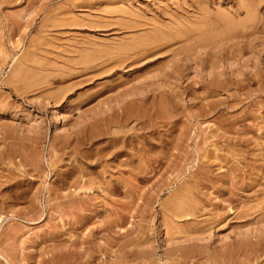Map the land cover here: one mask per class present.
Returning <instances> with one entry per match:
<instances>
[{
    "label": "rangeland",
    "instance_id": "obj_1",
    "mask_svg": "<svg viewBox=\"0 0 264 264\" xmlns=\"http://www.w3.org/2000/svg\"><path fill=\"white\" fill-rule=\"evenodd\" d=\"M200 2L0 0V264H85L86 255L89 264H170L190 242L170 243L166 228L224 216L228 202L216 208V187L230 184L234 162L221 157L240 148L235 164L249 175L251 155L259 152L252 143L264 133L226 125L254 109L246 107L254 95L237 103L247 90L234 86L264 73V0ZM220 11L237 25H219L213 34ZM132 39L140 44L129 52L124 47ZM17 65L21 77L12 73ZM144 165L156 172L134 176ZM204 174L200 212L167 211L178 183ZM232 217L199 244L211 253L235 240ZM196 248L175 257L182 264H225Z\"/></svg>",
    "mask_w": 264,
    "mask_h": 264
},
{
    "label": "bare ground",
    "instance_id": "obj_2",
    "mask_svg": "<svg viewBox=\"0 0 264 264\" xmlns=\"http://www.w3.org/2000/svg\"><path fill=\"white\" fill-rule=\"evenodd\" d=\"M199 2H200V0H199ZM199 5H200V10H202V13L203 12H205L206 11V8L203 6V2H202V4H201V2L199 3ZM253 5V4H252ZM199 7V6H198ZM250 7V6H249ZM243 8H245V7H243ZM239 7L238 8H236V10L234 11L235 12V14L237 15L238 13H239ZM248 9V8H247ZM221 12V11H220ZM218 13V12H216V13H218L216 16H218V17H215L214 19V26H210V28H211V30L213 29V34H214V32L215 31H217L218 30V26L220 25V26H223L224 27V29L225 28H231V27H236V25L237 24H235V22L233 21V19L230 17V16H228V14H223V12H221V13ZM252 12V11H251ZM205 13H207V12H205ZM234 15V14H233ZM251 15H252V13H251ZM254 15V14H253ZM249 16V15H248ZM220 18V20L218 21V19ZM237 19V18H236ZM244 19H246V18H244ZM249 19V18H248ZM238 20H240V19H238ZM185 22V21H184ZM188 22V21H187ZM190 22V21H189ZM203 22V21H202ZM241 22H243V19H242V21ZM186 23V22H185ZM193 24V23H192ZM239 25H240V23H238ZM242 24V23H241ZM210 25V24H209ZM208 25V26H209ZM238 25V26H239ZM219 26V27H220ZM128 27V26H127ZM175 27V26H174ZM222 27V28H223ZM233 27V28H234ZM154 28V27H153ZM173 28V27H172ZM210 28H208V29H210ZM217 28V29H216ZM232 28V29H233ZM129 29V28H128ZM184 30V29H183ZM220 30V29H219ZM219 30H218V32H219ZM222 30V29H221ZM226 30V29H225ZM207 31V30H206ZM177 32H178V34H179V32H180V34H182L183 32H182V30L181 29H177ZM176 34V33H175ZM175 34L173 35V36H175ZM188 34V33H187ZM158 36L160 35H162V32L160 31V32H158V34H157ZM165 35V34H164ZM170 35V34H169ZM172 35H170V36H172ZM185 35V34H184ZM217 35H218V33H217ZM152 36H154L153 37V39L152 38H150V39H152L153 41L155 40V34H153ZM167 36V35H166ZM210 36V35H209ZM167 37H169V36H167ZM132 38V37H131ZM133 38H134V36H133ZM163 38V37H162ZM178 38V37H177ZM164 39V38H163ZM144 40V39H143ZM213 40V39H212ZM126 41V40H125ZM131 41V43L130 44H126V47L127 48H125L124 46V49L125 50H129V52H130V49H133V50H135L136 48L138 49V47H139V44H136V43H138V41L136 40V39H132V40H130ZM157 41V40H156ZM160 41H161V39H160ZM94 43V42H93ZM142 43V42H141ZM145 43V42H144ZM143 43V44H144ZM154 43V42H153ZM148 44H150V43H148ZM147 44V45H148ZM92 45V44H91ZM125 45V44H124ZM135 45H136V47H135ZM145 45V44H144ZM93 46V45H92ZM105 46V45H104ZM103 46V47H104ZM146 46V45H145ZM144 46V47H145ZM106 47V46H105ZM117 47V46H116ZM119 47V46H118ZM115 49V48H114ZM120 49V48H119ZM118 49V50H119ZM136 49V50H137ZM150 49V48H149ZM90 50H91V48H90ZM95 50H97V49H95ZM121 50H123L122 48H121ZM124 50V51H125ZM151 50V49H150ZM86 51V50H85ZM89 51V50H88ZM87 51V52H88ZM100 51H102V50H100ZM99 51V52H100ZM75 52V51H74ZM81 52V51H80ZM111 52H113L112 50H111ZM123 52V51H122ZM122 52H120V53H122ZM119 53V52H118ZM127 53V52H126ZM125 53V54H126ZM92 54V53H91ZM124 54V53H123ZM139 54V53H138ZM101 55V54H100ZM103 55V54H102ZM105 55V54H104ZM111 55V54H110ZM134 55V54H133ZM27 56V55H26ZM26 56H25V58H26ZM89 56V55H88ZM87 56V57H88ZM118 56V55H117ZM127 56H129V55H127ZM236 56V55H235ZM23 58V57H22ZM23 58V61L24 60H28L29 58ZM111 58V57H110ZM79 59V58H78ZM84 59V58H83ZM82 59V60H83ZM95 59V58H94ZM123 59V58H122ZM128 59V58H127ZM22 60V59H21ZM31 60H33V59H31ZM50 60V59H49ZM87 60V59H86ZM109 60V59H108ZM35 61V60H34ZM87 62V61H86ZM45 63V62H44ZM82 63V62H81ZM20 65H21V67H22V64L20 63ZM20 65H17L18 66V68H19V66ZM15 66V65H14ZM17 66L12 70V73H13V75L14 76H22V74H24V72L22 71V70H20L21 68H19V69H17ZM41 66V65H40ZM119 66V65H118ZM27 68V67H26ZM93 68V67H92ZM104 68V67H103ZM218 68V67H217ZM262 68V67H261ZM23 69V68H22ZM28 71V70H27ZM26 71V72H27ZM30 71V70H29ZM34 72H36V71H34ZM240 72V71H239ZM259 73V72H258ZM264 73L263 72H260L259 73V75L257 76L258 78L257 79H255L254 78V76L253 77H251V80H249V77H245L244 79H236L235 80V82H236V85L234 86L235 87V89L237 90H241V89H246L247 90V93H246V97H245V99L243 98V99H237V103H242V104H244L245 102V100H247V99H249V98H252V96L254 95V99L252 100V101H249L248 103H246L247 105H246V107L247 108H254L253 110L251 109V111H250V113H243V115L241 114L240 116L238 115V117H236V118H232L230 121H228V123H227V121H226V125L227 126H237L238 125V127L240 126V129H238L239 131H241V132H244L246 129H248V131H251L252 129H254V128H258L259 130L260 129H263V132H264V95L262 94V93H264V79H263V75ZM33 76V75H32ZM37 76V75H36ZM238 76V75H237ZM240 77V76H239ZM36 78V77H35ZM41 78V77H40ZM24 79V78H23ZM35 80V79H34ZM38 80V79H37ZM33 81V80H32ZM42 81H43V79H42ZM26 82V81H25ZM30 83V82H29ZM256 84L257 86L254 88V89H251L250 88V86L252 85V84ZM228 84V83H227ZM214 88H220V85L219 84H217L216 83V85H214L213 86ZM227 92V91H226ZM231 93V92H230ZM235 93V92H234ZM234 93H232L231 95H233ZM239 94V93H238ZM235 95V94H234ZM241 95V94H240ZM242 96V95H241ZM230 97V96H229ZM231 97H234L233 98V100L234 99H236V98H238L237 96L235 97V96H231ZM122 101V100H121ZM234 102V101H233ZM210 104H212V105H214V103L212 102V103H210ZM217 104H219L218 102H217ZM217 104H215V105H217ZM212 105H210V108L212 109V107L214 108V106H212ZM237 105V104H236ZM218 106V105H217ZM223 106V105H222ZM229 106V105H228ZM232 106H235V105H232L231 104V106H230V108H232ZM239 106V105H238ZM252 106V107H251ZM216 107V106H215ZM127 110H125L124 108L122 109V112H124V114L126 113L125 111H131L130 109V106L128 107V108H126ZM215 109V108H214ZM214 109H213V111H214ZM210 110V109H209ZM215 110H217V107H216V109ZM109 111V110H108ZM208 111V110H207ZM211 111V110H210ZM241 111V110H240ZM247 111V110H246ZM212 112V111H211ZM236 112H238L237 110L235 111V113ZM243 112V111H242ZM127 113H129V112H127ZM221 113V112H220ZM237 114V113H236ZM130 116H131V114H130ZM128 117H129V115H128ZM194 117V116H193ZM218 118H220V117H218ZM248 122V123H247ZM225 123V122H224ZM225 126V125H224ZM222 128V127H221ZM218 129V128H217ZM235 129V128H234ZM219 130V129H218ZM221 130H223V129H221ZM227 130H229V129H227ZM236 130V129H235ZM115 131V130H114ZM113 131V132H114ZM225 131H226V129H225ZM261 131L262 130H260V132L259 133H261ZM233 132V131H232ZM116 133V131L113 133V134H115ZM120 133V132H119ZM228 133V132H227ZM258 133V134H259ZM117 134V133H116ZM257 134V135H258ZM121 135H123V134H121ZM172 135V134H171ZM237 135V134H236ZM249 135V134H248ZM261 135V134H260ZM256 136V135H255ZM244 137H245V135H244ZM253 137V136H252ZM263 137V138H262ZM262 139H259V137H258V142L256 141V139H255V141L256 142H253L252 144H253V146H252V148H253V150H258L259 152H257L256 150V152L257 153H254L253 151H251V152H253L252 154L253 155H251L252 157H255V158H253L252 159V157H251V160H250V163H252L251 161L253 160V163L252 164H250L251 166V169H249L248 170V172L250 171V173H249V175H246V173L244 174L243 172H245L243 169H242V167L240 166L239 167V163H238V161H237V155L239 154L238 152H240L239 150H240V148L239 149H237V147L236 148H233V147H231V149L230 150H232V151H230V150H226V152L227 153H225V152H223V153H225V154H227V155H225L224 154V157L222 158L221 157V159H224L223 161L226 163V165H228L227 163L230 161V159L231 160H233V164H232V166L231 167H229V171H230V179H231V182H230V184L226 187V186H219L218 184V187H216V188H218V191H217V195L219 196V199H220V196L221 195H226L225 197H223V196H221V199L219 200L218 199V202L217 203H215V201H213L214 203H215V206H216V208H219L220 207V204L222 203L221 201H223V202H228L227 204H225V205H227L226 206V208H224V209H226L227 210V208H228V211H229V213H228V211H227V214H225L226 213V210H225V213H224V216L223 217H221V216H217V214L219 213L218 211H216V212H218V213H216V216L215 215H212V217H210L211 219L209 220V219H205V220H195V219H192L191 218V220H190V222H189V225H186V223L183 225L182 224V226L181 225H179V223H173V229H167L166 228V232H165V230H164V233H166V235H168L167 237H169V241H170V243H171V241L173 240V241H175V242H190L189 243V246H184V247H182L181 249L180 248H177V250H179V251H181L180 252V254L179 255H177V254H175L174 255V258H173V260H171L172 262H170V264H182V262L179 260V258L178 259H176V257H179L181 254L182 255H189V254H193V253H196V250H198L196 247H200V249L202 248V250H203V252H208L207 254V256L206 257H208L206 260H210V258H212L214 255H216V257L217 256H219V257H217V258H221L222 259V261H224V263L225 264H227L228 262L227 261H230L231 260V264L232 263H234V261H235V264H250V263H252V264H255L257 261H260L259 260V257L260 256H262V255H264V189H262L263 188V186L261 187L260 186V184L263 182H261V180L264 178V175H263V170H264V133L262 134ZM173 138V137H172ZM217 138V137H216ZM251 138V137H250ZM179 139H181V137H179ZM236 139V138H235ZM247 139V138H246ZM253 139V138H252ZM252 139H250V141L252 140ZM253 139V140H254ZM233 140V139H232ZM260 140H262V141H260ZM179 141H181V140H179ZM89 142V141H88ZM176 142H178V141H176ZM175 142V143H176ZM239 142V141H238ZM245 142V141H244ZM243 142V143H244ZM262 143V144H261ZM236 144V143H235ZM239 144V143H238ZM228 145V144H227ZM230 145H232L231 143H230ZM233 145H234V143H233ZM245 147V146H244ZM251 147V146H250ZM225 148V147H224ZM242 148V147H241ZM246 148V147H245ZM249 150V149H248ZM224 151V150H223ZM243 151V150H242ZM245 152H246V150H245ZM250 151H249V153H251ZM241 153V152H240ZM244 153V152H243ZM243 153H241V155L243 154ZM248 153V152H247ZM249 153H248V155H249ZM216 156H219V154H218V152L215 154ZM240 155V154H239ZM238 155V156H239ZM240 155V156H241ZM244 155V154H243ZM247 155V154H246ZM175 157H176V155H174ZM215 156V157H216ZM220 156H223V155H221L220 154ZM220 156H219V158H220ZM243 157V156H242ZM217 158V157H216ZM225 158H227L228 159V162L226 161L227 159H225ZM244 158V157H243ZM187 159V158H186ZM218 159V158H217ZM249 159V158H248ZM177 160V159H176ZM180 160V159H179ZM215 160V159H214ZM244 161L245 160H247V158L246 159H243ZM243 160H241L240 159V161H243ZM181 161H182V158H181ZM187 161H189V159L188 160H186V163H187ZM208 161V160H207ZM217 161V160H216ZM254 161L256 162V163H254ZM257 161H258V163H257ZM10 162V161H9ZM112 162V161H111ZM185 162V161H184ZM214 162V161H213ZM221 162V161H220ZM238 163V164H235V163ZM247 162V161H246ZM215 163H217V162H215ZM215 163L213 164V165H215ZM230 163V162H229ZM219 164V163H218ZM217 164V165H218ZM223 164V163H222ZM222 164L220 165L221 167H222ZM230 164V165H231ZM241 164V163H240ZM247 165H249L248 163H246ZM10 165V164H9ZM13 165V164H12ZM180 165V164H179ZM212 165V164H211ZM218 165V166H219ZM229 165V166H230ZM17 166V165H16ZM216 166V165H215ZM242 166H243V164H242ZM210 167V166H209ZM243 167H245V166H243ZM247 167V166H246ZM249 167V168H250ZM17 169V168H16ZM198 169V168H197ZM247 169V168H246ZM243 171V172H242ZM156 171H155V168L154 167H148V166H143V167H139L138 166V168H137V171L136 172H133V173H136V174H134V176H139L140 175V177H142L143 179L144 178H146L147 176H148V174H150V173H155ZM208 172V170L206 171V173ZM212 172V171H211ZM247 172V171H246ZM127 173V172H126ZM186 173V172H185ZM210 173V172H209ZM251 173H253L252 175H250ZM229 174V173H228ZM248 174V173H247ZM196 175V174H195ZM242 175H244V178L242 177ZM187 176V175H186ZM208 176V174H204L203 175V177H199L200 178V180H196V178L194 179V180H191V175H190V177H189V179H187V178H185V179H183L181 182H179L178 183V185L175 187V189L174 190H172L171 192H170V195L168 196V202H169V204L170 205H172V206H169L170 207V210H167V211H172L171 213H172V215L173 216H177V217H180L182 214H185V216L187 215V216H189V215H194L195 213H196V209H198V207H199V205H200V202H198V199H197V193H200L201 195H206L205 194V192H203V191H201V189H200V187L201 188H204L203 187V185H204V181L203 180H205L206 179V177ZM227 176V175H226ZM229 177V176H228ZM194 178V177H193ZM198 178V177H197ZM226 178V177H225ZM179 179H180V177H179ZM218 179H220L219 177H218ZM12 180V179H11ZM11 180H8V181H11ZM15 179H13V181H14ZM65 180V179H64ZM96 180V179H95ZM221 180H223V179H221ZM264 180V179H263ZM63 181V180H62ZM61 181V182H62ZM214 182V181H213ZM223 182H225V181H223ZM227 182V181H226ZM9 182H7V184H8ZM14 183H16V182H14ZM5 184V183H4ZM212 184V183H211ZM9 185H10V183H9ZM94 185V184H93ZM125 185H126V183H125ZM217 185H215V186H217ZM224 185H225V183H224ZM264 185V184H263ZM90 186H91V184H90ZM206 186V185H205ZM259 186L261 187V188H259ZM8 187V186H7ZM126 187V186H125ZM127 187H130V186H127ZM134 187V186H133ZM207 187V186H206ZM88 189V188H87ZM89 189L91 190V191H93L92 190V187H89ZM129 189H131V187L129 188ZM194 189H196V192L194 191ZM207 189V188H206ZM89 190V191H90ZM123 191V190H122ZM240 191H241V193H240ZM250 192L249 194H246L247 195V199H246V201L245 200H243V199H245V198H243L242 196H243V192ZM213 192V191H212ZM216 192V191H215ZM212 194V193H211ZM210 194V195H211ZM209 195V194H208ZM200 196V195H199ZM198 196V197H199ZM215 197V196H214ZM217 197V196H216ZM223 197V198H222ZM243 199H242V198ZM246 197V196H245ZM202 198V197H201ZM211 198V197H210ZM167 199V198H166ZM197 199V200H196ZM215 199V198H214ZM216 201H217V199H216ZM163 202V201H162ZM225 202V203H226ZM202 203V202H201ZM203 204V203H202ZM75 205V208H76V206H78V204L76 203V202H73V206ZM161 205V204H160ZM222 205H223V203H222ZM81 206V205H80ZM162 206H164V205H162ZM166 206H167V204H166ZM70 207H72V202H71V206ZM202 207V206H201ZM212 207H213V205H212ZM74 208V207H73ZM78 208V207H77ZM203 208V207H202ZM169 209V208H168ZM211 209V208H210ZM213 209V208H212ZM212 209H211V211H212ZM220 209V208H219ZM218 209V210H219ZM223 209V210H224ZM199 211V210H198ZM197 211V212H198ZM232 211V216L230 215V212ZM200 212V211H199ZM207 212V211H206ZM213 212H214V209H213ZM221 212H222V210H221ZM168 213V212H167ZM166 213V214H167ZM212 213V212H211ZM215 213V212H214ZM213 213V214H214ZM116 214V213H115ZM162 214H164L163 212H162ZM221 215H222V213H220ZM165 215V214H164ZM211 215V214H210ZM219 215V214H218ZM167 216H169V215H167ZM182 216H184V215H182ZM205 216H207V215H205ZM151 217V216H150ZM163 217V216H162ZM165 217H166V215H165ZM172 217V216H171ZM170 217V218H171ZM229 217H232L231 219L232 220H235V226H234V230H232L233 231V233L237 236L236 238H235V240H233L232 242H229V243H224V245H222V246H220L219 247V249H218V251L216 250V251H214V252H211L210 253V251H207V247H208V244H199V242H203L204 240H205V238H206V235L205 234H209V233H211L213 230H215V229H217V230H220L221 228L220 227H218L219 225H221L226 219H228ZM170 218H168V220L170 219ZM166 219V218H165ZM164 219V220H165ZM173 219V218H172ZM84 220V219H83ZM230 220V219H229ZM73 221H74V219H73ZM78 221V220H77ZM164 222V221H163ZM172 222H175V220L173 221L172 220ZM171 222V223H172ZM185 222V221H184ZM165 223V222H164ZM80 224V225H79ZM162 224V223H161ZM78 225L79 226H81V225H83L82 223H78ZM164 225V224H163ZM167 225V224H166ZM171 225V224H170ZM185 225H186V227L187 228H185ZM171 226V227H172ZM225 226V225H224ZM75 227H76V225H75ZM167 227V226H166ZM170 227V228H171ZM223 227V226H222ZM77 228V227H76ZM79 228V227H78ZM82 228V227H81ZM169 228V227H168ZM74 229V228H73ZM168 230V231H167ZM75 232V231H74ZM171 232V233H170ZM165 235V236H166ZM212 235V234H211ZM77 239V238H76ZM149 239V238H148ZM70 241V240H69ZM141 243H142V241H140ZM143 242L145 243V242H147V241H144L143 240ZM72 243V246L73 245H75L76 244V242L75 241H72L71 242ZM143 244V243H142ZM191 244V245H190ZM68 245V244H67ZM178 245H179V243H178ZM172 246V245H171ZM70 247H71V245H70ZM175 247H176V245H175ZM203 247H205L206 248V250H204L205 248H203ZM199 249V252L200 251H202V250H200ZM72 250V249H71ZM70 250V251H71ZM176 252V251H175ZM203 252H201V253H203ZM217 252V253H216ZM72 253V255H74L75 256V254H79V252L78 253H76L75 252V254H73V252H71ZM81 253V252H80ZM215 253V254H214ZM174 254V253H173ZM214 254V255H213ZM83 255V254H82ZM171 255V254H170ZM80 256H81V254H80ZM90 256V255H89ZM89 256H87L86 255V258H87V260H85L86 258H84V260H85V264H89L90 263V261H89V259H90V257ZM167 256H168V254H167ZM176 256V257H175ZM75 257H77V256H75ZM78 257H79V255H78ZM77 257V258H78ZM84 257V256H83ZM88 257H89V259H88ZM91 257H92V255H91ZM171 257V256H170ZM215 257V256H214ZM74 258V257H73ZM82 258V257H81ZM185 258V257H184ZM145 259V258H144ZM213 259V261H214V258H212ZM216 259V258H215ZM81 260V259H80ZM220 260V259H219ZM72 261H74V260H72ZM86 261H88V262H86ZM261 261H263V260H261ZM215 262V261H214ZM213 262V263H214ZM220 261H218V263H219ZM75 263V262H74ZM73 263V264H74ZM81 263V262H80ZM70 264H72V263H70ZM77 264H79V262L77 263ZM81 264H83V263H81ZM169 264V263H168ZM214 264H216V263H214ZM258 264H259V262H258ZM264 264V263H263Z\"/></svg>",
    "mask_w": 264,
    "mask_h": 264
}]
</instances>
